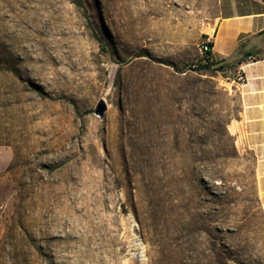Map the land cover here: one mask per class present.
Returning a JSON list of instances; mask_svg holds the SVG:
<instances>
[{
  "label": "rangeland",
  "instance_id": "1",
  "mask_svg": "<svg viewBox=\"0 0 264 264\" xmlns=\"http://www.w3.org/2000/svg\"><path fill=\"white\" fill-rule=\"evenodd\" d=\"M216 14L0 0V264H264L240 92L201 68Z\"/></svg>",
  "mask_w": 264,
  "mask_h": 264
},
{
  "label": "crops",
  "instance_id": "2",
  "mask_svg": "<svg viewBox=\"0 0 264 264\" xmlns=\"http://www.w3.org/2000/svg\"><path fill=\"white\" fill-rule=\"evenodd\" d=\"M212 29L211 58L226 66L223 75L244 78L236 86L243 109L232 132L242 149L254 157L256 191L264 214V0H217ZM10 163V153L0 150V171Z\"/></svg>",
  "mask_w": 264,
  "mask_h": 264
},
{
  "label": "built area",
  "instance_id": "3",
  "mask_svg": "<svg viewBox=\"0 0 264 264\" xmlns=\"http://www.w3.org/2000/svg\"><path fill=\"white\" fill-rule=\"evenodd\" d=\"M215 36V29H212L208 35L205 36L204 41L201 45V52L203 54H206L210 52V45H212L213 39ZM223 82L225 83L224 86L227 89L233 88L234 86H239L244 82V78L240 74L236 75H225L224 78L222 79Z\"/></svg>",
  "mask_w": 264,
  "mask_h": 264
},
{
  "label": "trees",
  "instance_id": "4",
  "mask_svg": "<svg viewBox=\"0 0 264 264\" xmlns=\"http://www.w3.org/2000/svg\"><path fill=\"white\" fill-rule=\"evenodd\" d=\"M79 4L82 5V2H79ZM211 49H212V45H210V50ZM210 52L204 54L205 55V64L202 65L201 68L210 69L211 67H218L217 70H220V71H222L224 68H226L225 65H222V64L219 65V63L214 62L213 59L211 58V53ZM169 66H174V65L170 64ZM37 93L42 98H47L48 97V94H46L42 90H37Z\"/></svg>",
  "mask_w": 264,
  "mask_h": 264
},
{
  "label": "water",
  "instance_id": "5",
  "mask_svg": "<svg viewBox=\"0 0 264 264\" xmlns=\"http://www.w3.org/2000/svg\"><path fill=\"white\" fill-rule=\"evenodd\" d=\"M107 110H108V107H107L106 103H105L104 101H100V102L97 104V106H96V108H95V110H94V114H95L98 118L103 119L104 116H105V114H106V112H107Z\"/></svg>",
  "mask_w": 264,
  "mask_h": 264
}]
</instances>
